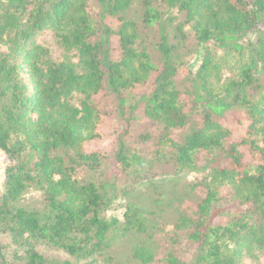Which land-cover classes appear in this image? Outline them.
<instances>
[{"label":"trees","instance_id":"16d2710c","mask_svg":"<svg viewBox=\"0 0 264 264\" xmlns=\"http://www.w3.org/2000/svg\"><path fill=\"white\" fill-rule=\"evenodd\" d=\"M0 152V264H264V0H0Z\"/></svg>","mask_w":264,"mask_h":264},{"label":"rangeland","instance_id":"374dc122","mask_svg":"<svg viewBox=\"0 0 264 264\" xmlns=\"http://www.w3.org/2000/svg\"><path fill=\"white\" fill-rule=\"evenodd\" d=\"M38 42L43 44L44 46H46L54 59L58 60L61 58V53L60 50L58 49L55 39L53 37V35L45 30L44 32L41 33V35L38 38ZM201 62L200 56H195V58H193L192 62H191V66H190V70L194 73L199 64ZM142 127V126H139ZM7 160L5 158V155L3 153L0 152V191L3 190V184H4V165L6 164ZM193 177H195V175H189L187 177V179H192ZM38 202H39V195L37 193H31L30 195L26 196L24 203L30 206H38ZM124 209H123V204L119 201L115 202L113 204V206L110 208V210L107 211V213L105 214V218L107 220H111L112 218L118 219L120 220L122 213H123ZM50 256H59L60 258H68L65 255H57L54 253H50ZM260 262H262V260H260ZM246 264H254V257L253 256H249L246 258L245 260Z\"/></svg>","mask_w":264,"mask_h":264}]
</instances>
